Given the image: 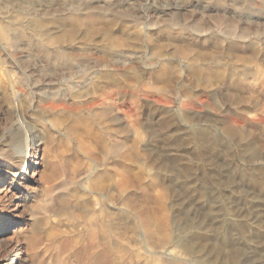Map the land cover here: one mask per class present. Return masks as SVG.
Returning a JSON list of instances; mask_svg holds the SVG:
<instances>
[{"label": "rangeland", "instance_id": "1", "mask_svg": "<svg viewBox=\"0 0 264 264\" xmlns=\"http://www.w3.org/2000/svg\"><path fill=\"white\" fill-rule=\"evenodd\" d=\"M14 128L0 264H264V0H0Z\"/></svg>", "mask_w": 264, "mask_h": 264}, {"label": "bare ground", "instance_id": "2", "mask_svg": "<svg viewBox=\"0 0 264 264\" xmlns=\"http://www.w3.org/2000/svg\"><path fill=\"white\" fill-rule=\"evenodd\" d=\"M22 141L23 134L19 129L14 128L0 135V193L15 192L17 185L27 190L29 184L35 181L31 163L34 156L28 146L22 147ZM18 200L17 207L20 205L19 197Z\"/></svg>", "mask_w": 264, "mask_h": 264}]
</instances>
